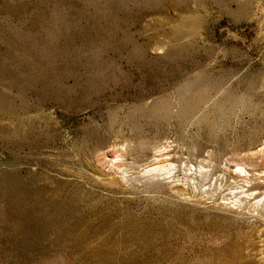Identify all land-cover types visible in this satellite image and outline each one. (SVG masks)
Listing matches in <instances>:
<instances>
[{
  "label": "rangeland",
  "instance_id": "1",
  "mask_svg": "<svg viewBox=\"0 0 264 264\" xmlns=\"http://www.w3.org/2000/svg\"><path fill=\"white\" fill-rule=\"evenodd\" d=\"M0 264H264V0H0Z\"/></svg>",
  "mask_w": 264,
  "mask_h": 264
},
{
  "label": "bare ground",
  "instance_id": "2",
  "mask_svg": "<svg viewBox=\"0 0 264 264\" xmlns=\"http://www.w3.org/2000/svg\"><path fill=\"white\" fill-rule=\"evenodd\" d=\"M163 152V151H162ZM162 155V154H161ZM172 155V154H171ZM261 155V154H260ZM163 156V155H162ZM161 156V157H162ZM171 157V156H170ZM169 156H168V158H170ZM163 158V157H162ZM166 158V157H165ZM170 161V160H169ZM161 162H163V161H161ZM164 163V162H163ZM162 163V164H163ZM166 163V162H165ZM159 164V163H158ZM161 164V163H160ZM165 167L166 166H159V167H157V168H154L153 170H152V172H156V173H160L161 174V171H163V169H165ZM170 167V166H169ZM176 168V167H175ZM168 170V169H167ZM173 170V169H172ZM177 170V169H176ZM165 171V170H164ZM241 171V173H245V170H240ZM166 172V171H165ZM168 172V171H167ZM162 173H164V172H162ZM240 173V172H239ZM169 174V173H168ZM164 175V174H163ZM242 174H240V176H241ZM150 176V175H149ZM156 176H158L157 174H155V178H156ZM160 176H162V175H160ZM169 176V175H168ZM245 179V178H244ZM247 181V180H246ZM250 183V182H249ZM259 187V186H258ZM253 190H254V188H252ZM249 191H251V190H249Z\"/></svg>",
  "mask_w": 264,
  "mask_h": 264
}]
</instances>
